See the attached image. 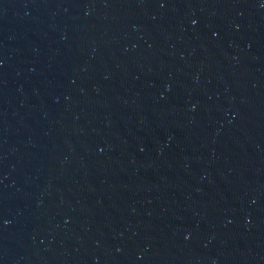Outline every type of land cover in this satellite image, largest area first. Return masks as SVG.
Here are the masks:
<instances>
[{
	"label": "water",
	"instance_id": "1",
	"mask_svg": "<svg viewBox=\"0 0 264 264\" xmlns=\"http://www.w3.org/2000/svg\"><path fill=\"white\" fill-rule=\"evenodd\" d=\"M264 207V0H0V264H245Z\"/></svg>",
	"mask_w": 264,
	"mask_h": 264
}]
</instances>
